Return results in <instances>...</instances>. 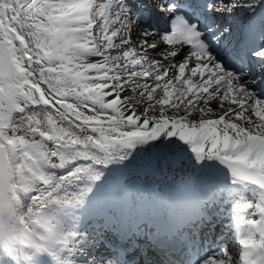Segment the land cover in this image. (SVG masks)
<instances>
[{
    "label": "snow or ice",
    "instance_id": "obj_1",
    "mask_svg": "<svg viewBox=\"0 0 264 264\" xmlns=\"http://www.w3.org/2000/svg\"><path fill=\"white\" fill-rule=\"evenodd\" d=\"M157 145L167 230L101 203ZM0 264H264V0H0Z\"/></svg>",
    "mask_w": 264,
    "mask_h": 264
},
{
    "label": "bare ground",
    "instance_id": "obj_2",
    "mask_svg": "<svg viewBox=\"0 0 264 264\" xmlns=\"http://www.w3.org/2000/svg\"><path fill=\"white\" fill-rule=\"evenodd\" d=\"M257 91H259V89H257ZM177 143L181 142L178 141ZM147 147L148 146H143L144 149H146ZM155 151V147H152L146 151L141 150L136 152L135 159L131 161L127 168L110 166L112 167V171L105 183L104 193L115 192L117 190V185L115 184L116 182H114L115 179L119 183H123L125 180H127L130 182V189L135 194V198L138 204L137 206H140V208L143 209L149 207L155 208V206H158V209L160 210V212H162V209H165L167 207L166 204L164 205V201H166L165 199L167 198L161 197L162 195L165 196V194H167V191L170 188V186L167 185L173 186L175 189V193L178 195H180V193L183 191L185 181L188 178H191L193 181H195L196 184H198V188H204L205 186L210 185L209 183L205 182L204 178L200 174L196 173V170L192 168L191 163L187 159L181 160L175 158L174 163L155 159L159 151L165 152V154L167 153V155L172 154L175 156V153L171 149L162 148L158 145V152ZM140 164L144 167H148V169L139 167ZM168 199L169 203H171L169 207L173 208L174 205L177 204L176 201L172 200L170 196H168ZM178 206L180 205L178 204ZM116 209L117 207H114V210ZM220 209L223 213H225L227 210L224 205H220ZM141 215L151 216V214L149 215V212L147 211H142ZM153 219L157 222H163L162 216H160V219ZM161 228L165 230L164 226H162ZM152 229L153 231H155V226L152 225ZM215 235L216 234L209 235L207 245L200 249L201 252L206 251L210 245L214 247Z\"/></svg>",
    "mask_w": 264,
    "mask_h": 264
},
{
    "label": "rangeland",
    "instance_id": "obj_3",
    "mask_svg": "<svg viewBox=\"0 0 264 264\" xmlns=\"http://www.w3.org/2000/svg\"><path fill=\"white\" fill-rule=\"evenodd\" d=\"M178 142V141H177ZM151 143V142H150ZM157 147H158V145H157ZM157 147H155V152H158L157 151ZM146 150H149V147H147L146 148ZM145 150V151H146ZM154 152V153H155ZM155 155V154H154ZM154 158V157H153ZM155 159L156 160H165V161H168V162H170V163H174L175 162V156L174 155H172V154H168L167 155V153L165 154V152H162V151H159V153H157V156L155 157ZM139 167H143L144 169H148V167H144L143 165H139ZM201 175V174H200ZM203 178H204V180H205V182L206 183H209V184H212L213 182H214V179H213V177H212V175L210 174V176H211V179H206L205 177H204V175H201ZM111 179H114V178H111ZM114 182H116L115 184L117 185V186H119L121 183H119L118 181H116V179L114 180ZM196 185H198V184H196ZM167 186H170V188H169V191L171 192L172 191V193H169L170 195H175V189H174V187L173 186H171V185H167ZM198 187V186H197ZM118 189V188H117ZM200 189H204V188H200ZM227 211V210H226ZM220 239H224V237L223 236H220L219 237Z\"/></svg>",
    "mask_w": 264,
    "mask_h": 264
},
{
    "label": "water",
    "instance_id": "obj_4",
    "mask_svg": "<svg viewBox=\"0 0 264 264\" xmlns=\"http://www.w3.org/2000/svg\"><path fill=\"white\" fill-rule=\"evenodd\" d=\"M207 179H210V174L209 175H207V176H205Z\"/></svg>",
    "mask_w": 264,
    "mask_h": 264
}]
</instances>
